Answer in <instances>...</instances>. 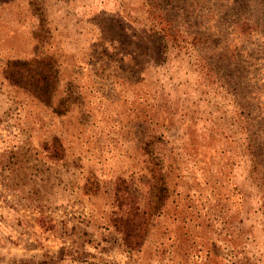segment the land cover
<instances>
[{"label": "rangeland", "instance_id": "374dc122", "mask_svg": "<svg viewBox=\"0 0 264 264\" xmlns=\"http://www.w3.org/2000/svg\"><path fill=\"white\" fill-rule=\"evenodd\" d=\"M197 4L0 0V264H264L256 189L230 142L225 88L178 48ZM40 58L56 69L63 115L5 79L7 61ZM152 166L168 196L127 253L110 223L114 188L141 207Z\"/></svg>", "mask_w": 264, "mask_h": 264}, {"label": "trees", "instance_id": "16d2710c", "mask_svg": "<svg viewBox=\"0 0 264 264\" xmlns=\"http://www.w3.org/2000/svg\"><path fill=\"white\" fill-rule=\"evenodd\" d=\"M196 2H202V6L197 4L184 15L178 48L192 60L196 73L225 88L223 92L230 107V142L243 153L248 186L256 189L259 225L264 233V0ZM215 4L219 5L220 13ZM214 12L218 13L214 17L221 16L218 21L208 18ZM190 27L193 32L188 33ZM163 36L158 39L160 48H171L173 35L165 32ZM3 73L9 83L49 107L53 114L60 116L67 112L65 99L54 100L57 77L49 58L10 60ZM51 144L54 145L52 157L61 159V145L56 139ZM164 180L159 168L149 169L147 197L141 207L137 201L125 200L127 191L120 184L114 188L117 212L111 215L110 223L127 253L140 249L153 217L163 207L168 196ZM236 240L228 235V242Z\"/></svg>", "mask_w": 264, "mask_h": 264}]
</instances>
